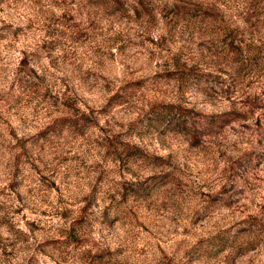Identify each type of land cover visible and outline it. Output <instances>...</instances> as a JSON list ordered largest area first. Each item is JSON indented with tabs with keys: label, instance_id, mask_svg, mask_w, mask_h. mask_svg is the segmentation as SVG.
<instances>
[{
	"label": "rangeland",
	"instance_id": "rangeland-1",
	"mask_svg": "<svg viewBox=\"0 0 264 264\" xmlns=\"http://www.w3.org/2000/svg\"><path fill=\"white\" fill-rule=\"evenodd\" d=\"M0 264H264V0H0Z\"/></svg>",
	"mask_w": 264,
	"mask_h": 264
},
{
	"label": "trees",
	"instance_id": "trees-1",
	"mask_svg": "<svg viewBox=\"0 0 264 264\" xmlns=\"http://www.w3.org/2000/svg\"><path fill=\"white\" fill-rule=\"evenodd\" d=\"M136 151H138V150H136Z\"/></svg>",
	"mask_w": 264,
	"mask_h": 264
}]
</instances>
